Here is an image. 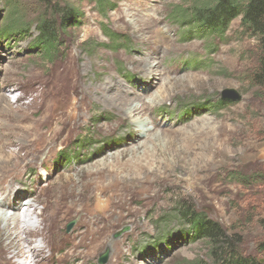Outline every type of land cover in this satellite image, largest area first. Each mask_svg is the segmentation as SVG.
I'll return each instance as SVG.
<instances>
[{
	"label": "rangeland",
	"instance_id": "1",
	"mask_svg": "<svg viewBox=\"0 0 264 264\" xmlns=\"http://www.w3.org/2000/svg\"><path fill=\"white\" fill-rule=\"evenodd\" d=\"M67 1L83 17L48 62L29 50L48 10L0 0V32L13 22L21 29L0 35V151L31 152L13 187L23 203L37 199L34 217L53 194L62 197L46 214L41 264L76 263L66 253L87 215L98 217L102 234L78 264H99L105 251L104 264H215L205 240L184 237L182 204L235 235L240 255H255L264 239V102L247 81L260 51L240 18L216 39L180 18L215 0H110L103 14L95 0ZM145 55L156 76L139 69ZM109 86L107 96L96 92ZM224 89L241 100L214 108ZM116 95L124 101L109 99ZM72 152V161L59 159ZM11 214L0 210V218ZM5 241L0 264H29L10 261Z\"/></svg>",
	"mask_w": 264,
	"mask_h": 264
},
{
	"label": "trees",
	"instance_id": "2",
	"mask_svg": "<svg viewBox=\"0 0 264 264\" xmlns=\"http://www.w3.org/2000/svg\"><path fill=\"white\" fill-rule=\"evenodd\" d=\"M110 0H95L99 11L105 12L106 2ZM115 2L119 0H114ZM49 12L41 15L35 24L37 35L32 41L30 51H35L45 56L46 61L52 60L58 55L62 46V37L70 28L80 25L82 15L78 9L68 4L67 0H36ZM183 27L193 28L208 38L221 39L224 37L232 21L240 18L243 32L256 40L260 55L256 67L247 78L248 84L255 89L257 99L264 102V0H215L213 3H202L184 10L182 16ZM10 23L0 35L21 34V29L11 28ZM30 30H27V34ZM26 32V30H25ZM24 32V33H25ZM106 36L114 43H118L119 36L111 32H105ZM232 102L217 100L214 108L222 109ZM59 159L72 161L75 152L70 155L61 153ZM259 175L249 178L241 177L240 184L245 181L255 183ZM247 179V180H246ZM178 217L187 225L184 237L188 240H205L209 246V253L215 264H264V239L255 248V255H240L236 243L238 238L229 236L223 227L211 220L205 213L195 211L183 204L179 207ZM263 230H264V222Z\"/></svg>",
	"mask_w": 264,
	"mask_h": 264
},
{
	"label": "bare ground",
	"instance_id": "3",
	"mask_svg": "<svg viewBox=\"0 0 264 264\" xmlns=\"http://www.w3.org/2000/svg\"><path fill=\"white\" fill-rule=\"evenodd\" d=\"M138 64L141 71L145 70V72L151 76L157 75V71L151 66L152 63H150L149 55L142 56V59ZM111 90L112 87L109 86L96 89V92L101 93L104 97L106 94L110 93ZM111 98L112 100H115V102L118 101L121 103V101H124V99H120V96L118 95L111 96L109 99ZM122 107H127V104H123ZM127 108H129V110L131 109L129 106ZM130 112L138 113L139 109H132ZM18 148L20 149V147ZM19 152L20 151H0V210L7 213L8 211H13V214H11L9 217L0 218V222L4 224L2 227H0V237H2L3 240H6V247L10 248V250H13L12 254L8 258L10 261L15 258L26 257L28 260H30L29 264H41L42 262L46 263L48 259L47 257H44L45 249L47 248V236L44 232L48 218L46 214L48 215V212L51 211L52 213L60 207L59 199L62 197H60L58 194H53L52 204L50 206L46 204L43 207V210L40 211L36 217H34L32 211L35 209V203H38L37 199L23 203L24 200H21L23 195L19 194L18 191H16L13 187V184H15L14 182H19L18 176L20 173L21 164L27 163V158L31 153L29 151H24L22 156ZM57 189L58 188H56V190ZM22 203L24 205H22ZM22 208L25 209L21 212L20 210ZM97 220L98 217L96 218L94 215L85 216L82 223L83 229L81 233L75 235L72 246L66 253V255L69 256L73 262H76L75 264H78L79 261L85 258L86 251L92 250L95 247L99 233L101 232L99 229H96L98 228V224L100 222ZM100 234H102V232ZM29 237L35 238V240H31ZM38 258H41V260H37Z\"/></svg>",
	"mask_w": 264,
	"mask_h": 264
},
{
	"label": "water",
	"instance_id": "4",
	"mask_svg": "<svg viewBox=\"0 0 264 264\" xmlns=\"http://www.w3.org/2000/svg\"><path fill=\"white\" fill-rule=\"evenodd\" d=\"M241 94H239L236 90L234 89H224L220 92V97L219 99L221 101H226V102H238L241 100ZM74 221L70 222L67 227H66V232H69L71 230V228L74 225ZM107 257H108V252L105 251L98 260L99 264H104L107 261Z\"/></svg>",
	"mask_w": 264,
	"mask_h": 264
}]
</instances>
